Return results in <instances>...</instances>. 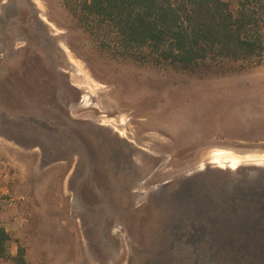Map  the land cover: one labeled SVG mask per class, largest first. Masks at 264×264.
<instances>
[{
  "label": "rangeland",
  "instance_id": "obj_1",
  "mask_svg": "<svg viewBox=\"0 0 264 264\" xmlns=\"http://www.w3.org/2000/svg\"><path fill=\"white\" fill-rule=\"evenodd\" d=\"M78 2L0 0V223L16 222L22 264L230 260L208 248L264 229V211L222 203L264 196V61L116 55Z\"/></svg>",
  "mask_w": 264,
  "mask_h": 264
},
{
  "label": "trees",
  "instance_id": "obj_2",
  "mask_svg": "<svg viewBox=\"0 0 264 264\" xmlns=\"http://www.w3.org/2000/svg\"><path fill=\"white\" fill-rule=\"evenodd\" d=\"M78 1L83 23L101 48L116 55L183 70L212 63L221 66L226 61H264V0H238L236 8L227 0ZM222 200H237L236 210L243 214L264 211V196H223ZM207 231L203 233L208 235ZM0 237L2 249L8 238L2 228ZM246 239L256 242L241 244ZM262 240L264 229L240 230L234 234L235 244L211 246L208 254L233 257L219 264H264ZM15 259L17 264L24 262L22 248Z\"/></svg>",
  "mask_w": 264,
  "mask_h": 264
},
{
  "label": "crops",
  "instance_id": "obj_3",
  "mask_svg": "<svg viewBox=\"0 0 264 264\" xmlns=\"http://www.w3.org/2000/svg\"><path fill=\"white\" fill-rule=\"evenodd\" d=\"M1 181V180H0ZM0 182V187H1ZM0 228L4 229L7 239L2 245V249H0V264H17L15 257L19 253L20 245L18 242L15 241V238L17 237L16 232V222L11 223H0ZM2 244L1 237H0V245ZM24 262H26V254L23 255Z\"/></svg>",
  "mask_w": 264,
  "mask_h": 264
},
{
  "label": "bare ground",
  "instance_id": "obj_4",
  "mask_svg": "<svg viewBox=\"0 0 264 264\" xmlns=\"http://www.w3.org/2000/svg\"><path fill=\"white\" fill-rule=\"evenodd\" d=\"M226 151V150H225ZM225 151H223L222 149L220 150V151H217V153H216V157L214 158V161H216L217 163L219 162V163H221L222 165L223 164H225L226 166H230V167H233V168H235V167H237V165H238V163L241 161V158L240 157H238V156H234V155H232V154H229L228 152H225ZM228 151V150H227ZM213 153H214V151H213ZM214 154H212V156H213ZM254 156V158L253 157H251V155H250V157L251 158H253V159H255V154L253 155ZM260 156H262L261 154H260ZM263 156H264V154H263ZM262 156V157H263ZM257 157V156H256ZM261 157V158H262ZM247 158V157H246ZM251 158H249V159H251ZM259 158V157H258ZM264 158V157H263ZM213 160V159H212ZM258 161V160H257ZM243 162V161H242ZM257 164H262V163H264V162H262V161H259V162H256ZM254 164V163H253Z\"/></svg>",
  "mask_w": 264,
  "mask_h": 264
}]
</instances>
